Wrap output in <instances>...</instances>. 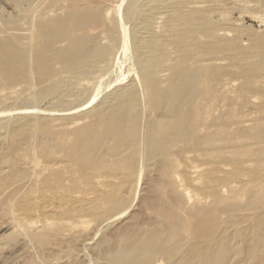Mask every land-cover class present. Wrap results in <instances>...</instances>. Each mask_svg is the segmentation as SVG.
Instances as JSON below:
<instances>
[{
  "label": "bare ground",
  "instance_id": "obj_1",
  "mask_svg": "<svg viewBox=\"0 0 264 264\" xmlns=\"http://www.w3.org/2000/svg\"><path fill=\"white\" fill-rule=\"evenodd\" d=\"M5 1L11 5L12 12H7L9 15L0 19V86L7 85L19 79L20 83H22L21 79L28 80L29 72L31 75V71H33V73L39 72L50 75L54 70L53 68L55 64H63L66 72L76 75L79 74L83 76L84 80L93 81V79L101 77L102 72L109 66L111 60L114 59L117 65L118 62L120 64L121 61L119 60L122 58L121 52L124 51L123 47L127 49L128 53L131 51L132 54L130 53L129 55L134 59V62L132 60V63L129 64L132 66L134 64V67L138 70L136 71L138 74L133 82L130 84L127 83L128 85H126V87L124 86V88L117 90V93L113 94L110 99L103 100L96 112L88 119L89 121L85 118L88 122L80 123L81 120L73 122L74 125H83L72 131L70 134L58 133L43 138L38 132H33L30 136L26 135L20 138L18 137L17 139L15 138L12 141H9V144L10 148L13 149L16 155H11V153L7 154L5 152L7 149L2 152L0 145V205H4L0 213L11 211L12 214L10 213L8 215L12 216L15 214V216L21 217L22 215L19 216L17 212L21 210L22 213L24 207L23 204L29 203V206L33 205V203L30 204L32 200L30 197L33 196V193H35L34 191H36L40 185H37V188H30L21 200L20 196L22 191L29 188H22V181L24 179H22L21 170L23 167L20 164L22 160L30 163V159L32 157L34 158L33 155H36L35 157L37 158L35 159H37V162L38 159L39 161L41 160L46 172H48L47 178L44 177L45 181L43 184L39 182L41 177L38 178L40 179L38 183H41L40 188L47 194L46 196L44 194V199L40 198L42 203L44 200L46 204L43 205L44 209L47 208V204L49 205L48 202L52 205L53 201L55 203L60 196H62V201L59 199L61 202L67 200L70 192L74 190L73 188H78L79 185L80 187L81 185H84L83 188L77 189L78 198L76 199L79 200L78 202L81 204H79L80 207L78 205L80 208V215H78L75 220L78 221H76V223L84 226V230L80 232V236L82 237V233H86L88 230L87 226H91L87 223L88 219H85L86 221L84 220V217L86 216H92L93 219H91L97 222L96 224L99 232L107 229L108 227L106 228V224L109 223L110 225L111 221L121 219L122 216L125 215V211L131 208V205L128 204V199L126 198V193H128L127 189L130 188L131 183L136 181V176L139 178V173H143V164L146 162H144L146 156L145 148L147 145L148 149H150L149 157L152 159L151 161H159L158 163L163 165L162 168L160 167L159 180L156 183H154L155 181L153 182L154 186L153 189H151V195L148 194V197L146 196L147 198L145 199V206L148 210H152L153 216L150 218H144L143 220L136 218L131 225L126 224L123 228H117L118 230L116 231V236L113 240L107 239V234H104L102 240L103 249L99 248L96 250L97 260L95 259L93 262L96 261V264H153L156 256H160V260L166 261L167 264H224V262H227L232 251L231 242L234 237L230 235V232L227 230L220 232L219 229H217V212L224 211L232 214L237 208H239L238 204V207L233 204L223 205L219 210L215 209L208 212L205 217H202V209L200 207H193L191 205L192 208H190V206L187 205L190 208L187 207L189 209L188 215L193 218L192 220L187 221L180 218L181 216L170 212L174 206H181L183 200L186 201L188 197L186 193H183V198L185 197V199H183L181 194H179V190L181 189L178 190V181L183 185H188L192 182V180H188L185 171L176 172L178 170H175L176 166L173 164L175 161L180 162V160H178V158L176 160L177 155H175L173 151L171 154V150L174 149L175 146L185 143L189 144L190 139L199 130H202L203 117L208 116L210 112H212V109L214 110V108L211 109L209 105L206 106L205 104V97H207L206 94L207 89L209 88V83H207V77L205 74L207 68H205V66L202 67L200 58L202 56H214L221 52L224 53L227 50V47L224 44L225 42L220 41L218 37L222 35V31L225 33L226 31L228 32V30L221 29L219 26L216 27L214 25L215 23L208 18L203 9L190 10L187 8L188 0H147L141 8H138L137 10L135 8L134 11L131 10L133 13L130 10L124 11V8L121 6L123 8L121 9L122 13L119 11L121 16L114 19V25L110 26V28L107 27V19L110 17L109 13L112 5L105 7L106 4L104 5L103 0ZM132 4L133 7H135L134 2ZM10 5L6 6L9 7ZM117 9L119 8L117 7ZM119 12H117V14ZM137 12L139 15H137ZM160 20H164V23H161V27L166 33L165 36H168L169 44L178 54L177 61L173 65L171 76L168 79L169 87L166 89H162V87L159 86V78H157V74L162 73L161 71H158L157 68L160 66L158 58L163 51L160 48L161 46L156 44L155 40L157 38L159 39L161 35L159 34L160 36H158L156 34L155 31L157 29L153 25L154 21ZM130 24L133 25V49L129 44V42L132 41L128 34V25ZM25 28L30 32V41L28 44L25 43L26 45H23V37L21 34L26 30ZM108 28L109 32L114 31V28L121 30L123 38L121 49L123 51L120 49L121 52L117 53L115 56L116 58L113 57L115 50L114 40L110 41L109 38L107 43L108 36L105 39L103 37V33L107 31ZM9 30H13L15 33H11ZM27 30L26 32H28ZM115 32L116 31H114V33ZM64 43L65 45L59 47L60 44ZM193 51H195L198 56L193 57L189 55ZM30 54L33 55L32 59L29 58L31 57ZM215 57L211 59L217 61L218 59ZM194 59H197V62H194ZM116 68L118 67L116 66ZM110 76L111 74L105 76L101 83L96 85L94 91L99 88L103 93L106 85H108L109 88L113 83L112 81H115L114 78L110 79ZM34 81H37L36 78ZM114 83L117 82L115 81ZM55 85L48 89L43 88L40 93L42 97L57 95L58 89ZM94 95L91 96L84 105L80 106L76 112L84 110L95 103L99 97H94ZM241 95L242 94H240V96ZM39 97L40 95L38 96V100ZM148 102L149 106L147 105ZM140 107L144 108V110L142 109V112L139 111ZM146 108H149V110L153 109L152 111L156 114L154 117H152V115L149 116L150 119L145 118L144 122H147L146 124L148 126L147 134H145L142 125L143 114L146 111ZM72 112L74 111L72 110L70 112V110H68L66 112L56 113V115H70ZM102 114L105 115L103 118H101ZM41 119H43V117ZM28 123L32 124V122ZM16 128H18V126ZM49 128L51 127L49 126ZM238 134L239 133H237V135ZM7 148L12 151L9 147ZM36 163L30 164L35 165ZM38 163L40 164V162ZM58 163L65 164V168H55ZM37 165L36 167H38ZM29 167L30 166H28V168ZM43 169L41 168V170ZM24 172L27 173V171ZM29 176H31V174ZM156 176L159 177L158 175ZM63 179H67L70 182V185L64 184ZM94 179L98 182L99 187L97 188L92 186V181ZM31 187L33 186L31 185ZM190 188H188V190ZM164 189L167 190V193L169 194L166 197L161 195V191ZM37 191L40 190L37 189ZM205 191V188L197 187L196 191L193 192H195L198 197V195ZM262 191H264V184H260V186L256 188L252 187V190L247 193L250 199L249 203L240 208L244 209L250 207L253 209L256 207L258 204L254 203L255 198ZM38 193L39 192H37V194ZM156 193L158 195L154 197L153 194L156 195ZM210 193L213 198L218 197L215 189L211 188ZM37 198L38 197H34L35 202L37 201ZM64 204L66 203L64 202ZM51 205L49 206V209L53 208H51ZM72 205L73 204H71V206ZM57 207L55 206L54 208ZM60 207H62V210L64 209V205L61 204V206L57 208V211ZM54 208L52 210H55ZM262 209L260 215L258 217L255 216L249 224L245 223L242 226L243 231L239 233L242 241V251H240L242 260L239 261L242 264H264V208ZM30 210L28 212H30ZM33 211L34 209L31 210V214ZM35 211L37 212L36 209ZM70 211H72V209ZM24 212L26 213L27 211ZM28 212L26 214L30 215ZM34 214L30 216L34 217ZM37 214L39 215L40 213ZM41 214H43V211ZM135 215L136 214H134V216ZM30 216H28V218H30L28 220L34 219V221H38L35 217L31 218ZM39 216L41 217V215ZM53 216L54 219H47V221L40 225V227L36 229H33L32 227L28 230L27 235L30 241L37 245V249L40 248L46 251L49 247V252L53 256L59 257L60 251H69L74 246V243L77 245L78 239H74L73 235L69 234L72 231L70 229L72 225H62L60 220H55L56 215L54 214ZM22 217L26 216L24 215ZM22 217L18 219L14 218V224L19 223L20 221H17L19 219L22 221ZM44 217L45 216H43V218ZM11 218L12 217H10V220ZM64 219L63 217L61 219L64 221L63 223L67 221L66 218ZM233 219L235 218L233 217ZM28 220L27 222H29ZM75 220L72 219L71 224H73ZM32 222L33 220L30 221V225ZM11 224L13 223L11 222ZM33 224H35V222ZM23 225L21 222V228ZM22 229L19 231H23ZM66 229H68L66 232L69 233L64 235L63 232ZM162 234H165V236H162ZM171 240L176 241L180 247L184 246L183 248L185 249L181 253L175 252L174 246L173 248L168 246ZM79 241H81V239ZM109 241L112 242L109 243ZM238 254L240 255L239 252ZM46 256L48 258V254ZM155 259L157 260V258ZM61 261L64 262L63 260Z\"/></svg>",
  "mask_w": 264,
  "mask_h": 264
},
{
  "label": "rangeland",
  "instance_id": "obj_2",
  "mask_svg": "<svg viewBox=\"0 0 264 264\" xmlns=\"http://www.w3.org/2000/svg\"><path fill=\"white\" fill-rule=\"evenodd\" d=\"M103 1H104L103 2L104 5L106 4L105 7H109L110 5H112L110 7V13H109L110 17L108 18L110 21L107 19V27L110 28V26L114 25V22H113L114 19L121 16V14H120L121 9L124 8V11H126V10L134 11L136 8V10H137L138 8H141V6L147 0H122V1L121 0H103ZM133 2H134L135 7H133V4H132ZM214 2H215V0H188L187 1V6H188L187 8H189L190 10H199V9L202 10L203 9V11L206 13L208 18L213 23H215L214 25L216 27L219 26V28H221V29L228 30V32L226 31L225 33L222 31L221 32L222 35H220L218 37L220 41L225 42L224 44L226 45L227 50L224 53H222V52L217 53L214 56H202L200 58V63L202 64V67L205 66V68H207L205 71V74L207 77V83H209V88L207 89V94H206L207 97H205L206 98L205 104H206V106L209 105V107L211 109L214 108V110L212 109V112H210L211 115L209 114L208 116L203 117V119H202L203 128H202V130L198 131L200 134L197 132L190 139L189 144H186V143L181 144L179 146H175L174 149L171 150V154L173 151V153L175 155H177L176 160H177V158H178V160H180V162H177L173 159L175 161L173 165L177 167V168L175 167V170H178L176 172L185 171L187 173L188 180L190 179V181L192 180V182L189 181L190 183L188 185H183L181 182L178 181V183H177L178 190L181 189V190H179V194H181V196L183 198V193L184 194L186 193L188 197H187L186 201L183 200L181 206H179V207L174 206L170 213L179 215V216H181L180 218L187 221V220L193 219L188 215V210L190 208H192V206L193 207L194 206L200 207L202 209V213H201L202 217H205V215L208 212L213 211L215 209L219 210L220 207L223 205L233 204L236 207H238V205H239V208H237L234 211V213H232V214L228 213V212H224V211H218L217 212V216H218L217 217V219H218V223H217L218 228L217 229H219L220 232L227 230L228 232H230V235H232L234 237L233 241L231 242L232 251L230 253V258H228L227 262H224V264H242L239 261V260H242L241 252H240V251H242L241 250L242 241H241L239 233H241L243 231L242 226L245 223L249 224L251 222V220L253 218H255V216L258 217L260 215V211L263 210L262 208H264V191H262L258 196H256L255 202H254V203L258 204L256 207H254L253 209L250 207H247L244 209L240 208L241 206H244L245 204L249 203L250 199H249L247 193L250 190H252V187L256 188V187L260 186V184L261 185L264 184V0H216V2L215 3ZM201 3H204L205 5L201 4ZM218 3H219V5H218ZM6 5H10V4L7 3L5 0H0V19L5 17V16H8L9 15L8 13L12 12L11 5L9 7ZM209 5H211V6H209ZM117 7L119 9H117ZM9 11H11V12H9ZM117 12H119V13L117 14ZM137 15H139L138 12H137ZM160 21H154V25H153L157 29L155 31L156 34L158 36L161 35L159 39L157 38L158 40L157 39L155 40L156 44L161 46L160 48L163 51V52H161L162 54L160 53V56L158 58V63L160 62L161 67L159 66L157 68V70L161 71L162 73L157 74V78H159L158 79L159 86L162 87V89H166L167 87H169V83H168L169 80L168 79L171 76V72L173 70V65L177 61L178 54L176 53V50L169 44L168 36L167 35L165 36L166 33L164 32V29L161 27L162 24L164 23V20H160ZM221 26H223V27H221ZM225 27H227V28H225ZM109 28L107 31H105L103 33L104 35L103 34L102 35H103L104 39L108 36L107 37V39H108L107 43L109 41V38H110V41L114 40L113 42L115 44V50H114V56L113 57L116 58L115 56L117 55L118 52H121L123 50L124 51L121 52L122 58L119 60V61H121L120 64L118 62V65H117V63H115L116 61L114 59L111 60V62H109V66L102 72V75L100 78H95V79H93V81L92 80L86 81V80H84L83 76H81L79 74L76 75V74H72L70 72H66L64 70L63 64H61V65L55 64L54 68H53L54 70H53L52 74H50V75L39 73V72L33 73V71H31V75L29 72V79L28 80L21 79L22 83H20V79H19V80H16L14 82H11L7 85L0 86V145L2 148V150H1L2 152L5 151V149H7L5 151L7 154L11 153V155H13V154L16 155L15 152L13 151V149L10 148L9 141H12L15 138L17 139L18 137L20 138V137L26 136V135L30 136L33 134V132L34 133L38 132V134H40L41 137H43V138L51 136V135H56L58 133L70 134L72 131L80 128L83 125V124L74 125L73 122H76L77 120H81L80 123H85L96 112L97 108L100 106V104H101V102H103V100L110 99L113 96V94L117 93V90H119L120 88H124V86L126 87V85L130 84L131 82H133V80H135V78L138 74V73H136V71H138V70L134 67V64H133V66L131 64H129V63H132V60L134 62V59H132V57L129 55L131 53V51H130V53H128V51L125 47H123V50L121 49L122 48L121 47L122 39H123L122 34H121V30H118V28H114L113 30L116 31L114 33V31L109 32ZM25 29L27 30V28H25ZM26 30L24 32H22V34H21V36L23 37V45H26L25 43L28 44L30 41V35H29L30 32H29V30H27L28 32H26ZM9 31L11 33H15L13 30H9ZM132 32H133V25L130 24V25H128V34H129V38L132 41H130L129 38H128V40L130 41L129 42L130 47L133 49L134 46L132 43L133 42V33ZM27 37L29 40L27 39ZM167 44L170 47H168ZM61 45L63 46V45H65V43L60 44L59 47H61ZM228 46H230V47H228ZM120 49H121V51H120ZM164 50H166V51H164ZM125 51L127 52V54ZM189 55H191L193 57L198 56V54L195 51L191 52V54H189ZM30 56L31 57H29V58L32 59L33 55L30 54ZM162 56H164V57H162ZM213 57L217 58L218 60L217 61L212 60L211 58H213ZM122 60H124V61H122ZM130 60H131V62H130ZM196 60L194 59V62ZM115 64L118 68H116ZM207 64H209V65H207ZM216 65H217V67H216ZM171 66H172V68H171ZM209 66H211V67H209ZM119 69H120V71H119ZM106 73H107V75L111 74L110 79L114 78V80L117 83H114L115 81H112L113 83L109 88H108V85H106V87L104 86L105 88L103 90V93L101 92V90H99V88L96 91H94L96 85L101 83L103 78L105 76H107ZM35 78L37 81H34ZM53 78H54V80H53ZM116 78H117V80H120V81H117ZM82 81H83V84H82ZM38 83H39V85H38ZM46 83L49 85H47ZM55 84H57V85H55ZM54 85L58 89L57 95L42 97V95L40 93L43 90V88L48 89ZM99 93H100V95H99ZM240 94H242V95L240 96ZM39 95H40V97L38 100ZM93 95H94V97L98 96L99 99L95 103H93L92 105L87 107L86 109L79 111L80 113L76 112L78 110V108L80 106L84 105L88 101V99ZM104 97H105V99H104ZM147 105L149 106V102ZM213 105H214V107H213ZM143 107H144V105H143ZM143 107L139 108L140 112H142L144 110ZM71 109L74 112H72L70 115H64V116L56 115V113H62V112H66L68 110H70V112H71L72 111ZM74 109H76V110H74ZM152 110L153 109L149 110V108H146V111L143 114L142 125H143V129L145 131V134H147V132H148V126L146 124L147 122L146 123L144 122L145 118L150 119L149 116L152 115V117H154L156 115V114H154L155 112ZM40 116H42L43 119H41L42 117H40ZM104 116L105 115L102 114L101 118H103ZM85 118H87V120H85ZM4 119H6V120H4ZM148 119H147V121H148ZM28 122H32V124L28 123ZM223 122H225V123H223ZM17 126H18V128H16ZM24 126H26V127H24ZM49 126L51 128H49ZM35 127H37V128H35ZM42 127H44V128H42ZM217 127H219V128H217ZM24 132L25 133L28 132V133L25 134ZM237 133H239V134L237 135ZM18 134L19 135L21 134V135L19 136ZM213 134H216V135H213ZM2 135H3V137H2ZM232 135L235 137V139ZM10 137H11V139H10ZM2 145H3V147H2ZM201 145H203V146H201ZM246 145H248V146H246ZM7 147L12 149V151H10ZM149 150L150 149H148V147L146 145L145 159H147V160L144 159V162L145 161L146 162L143 164V170H142L143 173H139L140 174L139 176L141 178L140 177L138 178V176H136V178H135L136 181L131 183L130 188L127 189V192L129 194L126 193V198L128 199V204L131 205V208L128 209L127 211H125V215H123L121 219H119V220L116 219L114 221H111L110 225H109V223L106 224V228L108 227L109 229L107 228V229H104L100 232L98 231V226L96 224L97 222L92 220L93 219L92 216H90V217L86 216L87 218L84 217V220L88 219L87 223H88V225H91V226L90 227L87 226L88 230L86 231L85 234L82 233L83 234L82 237L80 236L81 235L80 232L82 230H84V228H83L84 226H82L79 223H76L77 220H75V218H77V216L80 215V212H79L80 205L79 204H81L78 202L79 200H76L78 198L77 189L83 188L84 185H81V187L79 185L78 188L77 187L73 188L74 190H72L70 192L67 200H64L63 202H61L62 196H60V198H57L55 203L53 201L52 205L50 204V202H48L49 205L47 204V208L44 209L43 205H46V204H45L44 200L42 203V200H40V198L44 199L47 194L40 187H41V183L43 184V182L45 181V178H47L48 172H46V169H45L43 163H41L42 162L41 160L39 161V159H38V162H40V164L37 162V159H35V158H37V157H35L36 155H33L34 158L32 157L33 159L32 158L30 159L31 164L37 162L35 165L34 164L31 165L29 162L26 161L27 162L26 163L22 160V162H24V163L21 162V164H20L23 167L21 169L22 170V177H23L22 179H24L22 181V188H24V189L29 188V189H25L24 191H22V194L20 196L21 200H22V198H24L25 193L28 192L30 190V188L31 189L34 187L37 188V185H40V187L37 188L40 191H37V189H36V191H34L36 194L33 193V196L30 197L32 199L30 204L33 203V205L29 206L28 205L29 203L23 204L26 209L23 207L22 213H21V210H19L17 212L19 216L25 215L27 217L26 218V217L21 216L22 221H21V219L17 220V221H20L19 223L14 224V218L18 219L21 217L15 216V214H13L14 217H13V215L12 216L8 215L10 213L12 214L11 211L7 212V213H4V212L0 213V217L2 216L0 218V264H44L45 262H46L45 264H56V263L57 264H64V263H66V264H89V263L90 264L91 263L96 264V261L95 262H93V261L95 259L97 260L96 250L99 248L103 249V244H102L103 241L102 240H103L104 234L105 235L107 234V236H108L107 239L113 240V238L116 236V231L119 228L125 227L126 224L131 225L133 223L134 219L137 218V219L143 220L144 218H150L153 216L152 210H150V209L148 210V208L145 206V201H146L145 199L148 197V194L151 195V189H153V186H154L153 182L155 181L154 183H156L159 180V178H160L159 173H160V170H161L163 165L158 163L159 161L158 162L157 161H155V162L151 161L152 159H150V157H149ZM246 154H248V155H246ZM211 156L213 157V159ZM215 159H217V160H215ZM33 161H36V162H33ZM25 165H26V167H25ZM27 165L30 167L28 168ZM36 165L38 167H36ZM180 165H181V167H180ZM39 166H40V168H39ZM65 166H66L65 164H61V163L59 164L58 163L55 166V168L63 169V168H65ZM41 168L42 169L44 168V169L41 170ZM154 168H157V169H154ZM30 169H31V171H30ZM24 171H27L28 174ZM37 172L39 173V175ZM30 174H31V176H29ZM236 174H238V175H236ZM32 175H35V176H32ZM156 175H158L159 177H157ZM42 176H43V178H42ZM242 176H243V178H242ZM257 176H259V177H257ZM155 177H157L158 179ZM38 178H40L41 180ZM200 178L202 179V181ZM154 179H156V180H154ZM242 180H244V181H242ZM38 181L41 183H38ZM30 182H32V183H30ZM68 182L69 181L67 179H63L64 184L70 185V182L69 183ZM92 182L94 183V184L92 183V186H94L96 188L99 187L97 180L94 179ZM31 185L33 187H31ZM188 186H190L191 188ZM197 187L198 188L202 187V188L206 189V191L202 192V194L198 195V197L196 196L197 194L195 192H193V191H196ZM188 188H190V189L188 190ZM211 188L216 190L218 197H215V198L212 197V195L210 193ZM146 190H148V191H146ZM162 191H161V195L163 197H166L169 195L167 193V190L164 189ZM37 192H39V193L37 194ZM34 194H35V196H34ZM44 194H45V196H44ZM238 194H239V196H238ZM157 195H158L157 193H156V195L153 194L154 197ZM34 197L35 198L38 197L36 199L37 200L36 202L34 200ZM71 198H73V199H71ZM183 199H185V197ZM203 199H205V200H203ZM76 201H77V204H76ZM244 201H245V203H244ZM64 202L66 204H64ZM191 202H193L194 204ZM198 202H200L202 204H200ZM36 203H37V206H36ZM34 204L36 207L34 206ZM61 204L64 205V209L62 210V207H63L62 206L57 211V208L59 206H61ZM71 204H73V205L71 206ZM196 204H198V205H196ZM50 205H51V208L52 207L54 208L55 206L57 207V205H58L57 208H54L56 211L52 210L53 208L49 209ZM78 205H79V207H78ZM187 205L190 206V208ZM142 206H143V209H142ZM3 207H4V205L3 206L0 205V211H2ZM30 207H32V208H30ZM38 207L42 210H40ZM66 208L68 210L70 208V210L72 209V211H70V210L68 211ZM75 208H77V209H75ZM30 209L31 210L34 209L32 214H31ZM35 209L37 210V212L35 211ZM29 210H30V212H28ZM24 211H27L28 213H30V215H33L35 213L34 217H35V219H38L39 222L36 220L34 221V219L28 220V219H30V218H28V216H30V215L26 214L27 212L25 213ZM42 211H43V214H41ZM45 211H47V212H45ZM59 211H62V212H59ZM63 212H66V213H63ZM37 213H40L39 215H41V217ZM59 213L61 215L62 214L64 215V216L62 215L63 219L66 218L67 221L65 223H63L65 221V219H64V221L61 220L62 217ZM126 213H127V215H126ZM4 214H6V215H4ZM54 214L57 217V218L55 217V220L56 219L60 220L62 222V225L67 224L68 226L72 225V227H73V228L72 227L70 228L72 230L70 233L66 232V231H68V229H66L63 232V234L65 235L66 233H69V234L73 235L74 239H78L77 245H75L76 243H74L73 244L74 246L72 245L73 247L69 251H66V252L62 251L61 252L59 250L60 251L59 257L53 256L48 250L49 247H48V249H46V251H44L40 248L37 249V245L34 242H31L28 235H27L28 230H30L32 227H33V229L34 228L36 229V228L40 227V225L44 224V222H46L47 219H50V218L54 219V216H53ZM134 214H136L137 216L136 215L134 216ZM49 215H52L53 217L49 216ZM7 216H8V218H7ZM43 216H45L46 218L45 217L43 218ZM10 217H12L11 220H10ZM30 217L34 218L32 216H30ZM60 217H61V219H60ZM68 217H70V218H68ZM71 217H72V219L75 220V222L73 224H71V220H72ZM233 217L235 219H233ZM27 220L29 222H27ZM32 220H33V222L30 225V221H32ZM11 222L13 224H11ZM21 222H22V225L24 224L23 226L25 227L24 228L22 226L23 229L21 228ZM34 222H35V224H33ZM75 224L78 226V228ZM21 229L23 231H19ZM85 230H86V228H85ZM162 236H165V234L164 235L162 234ZM20 239L22 240V242ZM80 239H81V241H79ZM63 240H64V238H63ZM81 242H83V243H81ZM110 242H112V241H109V243ZM21 244H23V245H21ZM20 245H21V247H20ZM168 246L170 248H173V246H174L175 252H179V253H181L185 249V248H183L184 246L180 247V245H178L176 243V241H174V240H171L169 242ZM105 247H106V245H105ZM238 252L240 253V255L238 254ZM11 254H12V256H11ZM47 254H48V258L46 256ZM94 254H95V256H94ZM155 258H157V260ZM155 258H154L153 264H167L166 261L160 260V256H156ZM158 258H159V260H158ZM44 260H46V261H44ZM61 260H63L64 262H62ZM238 262H240V263H238Z\"/></svg>",
  "mask_w": 264,
  "mask_h": 264
}]
</instances>
